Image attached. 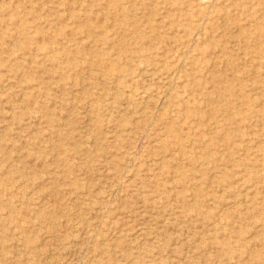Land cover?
Segmentation results:
<instances>
[{
	"label": "rangeland",
	"instance_id": "1",
	"mask_svg": "<svg viewBox=\"0 0 264 264\" xmlns=\"http://www.w3.org/2000/svg\"><path fill=\"white\" fill-rule=\"evenodd\" d=\"M0 264H264V0H0Z\"/></svg>",
	"mask_w": 264,
	"mask_h": 264
},
{
	"label": "bare ground",
	"instance_id": "2",
	"mask_svg": "<svg viewBox=\"0 0 264 264\" xmlns=\"http://www.w3.org/2000/svg\"><path fill=\"white\" fill-rule=\"evenodd\" d=\"M105 68H106V66H105Z\"/></svg>",
	"mask_w": 264,
	"mask_h": 264
}]
</instances>
